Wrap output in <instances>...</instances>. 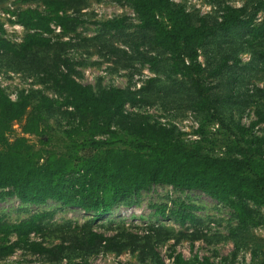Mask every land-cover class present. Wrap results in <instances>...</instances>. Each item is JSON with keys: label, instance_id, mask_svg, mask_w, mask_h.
<instances>
[{"label": "rangeland", "instance_id": "1", "mask_svg": "<svg viewBox=\"0 0 264 264\" xmlns=\"http://www.w3.org/2000/svg\"><path fill=\"white\" fill-rule=\"evenodd\" d=\"M258 1L172 0V3L183 6L193 22L198 23L201 17L210 22L221 20L227 5L245 8L251 14ZM27 8L47 11L41 0H0L4 36L17 46L28 30L16 27L15 13ZM67 13L74 19L71 28L68 32L54 29L48 34L51 47L35 48L25 59L0 50L2 89L15 99L39 90L55 100L53 108L41 110L47 144L40 137L28 135L38 153L82 159L111 146L126 148L131 140L129 123L138 115L175 127V136L182 145L206 154L241 156L244 152L264 151V144L261 148L255 144L256 137H264V68L253 62L240 33L230 38L219 36L201 50L199 60L207 69L199 75V82L208 99L202 109L201 96L192 80L172 72L170 53L152 46L151 33L139 27L140 20L130 0H72ZM263 17L261 11L258 21ZM118 18H124L131 26L119 31L103 27V22ZM161 20L169 26L165 16ZM223 54L229 56L223 73L210 75ZM154 56L160 60L156 66L146 61V57ZM65 60L71 64V74L94 91L113 86L129 88L137 92L139 103L125 105L126 119L120 123L118 117L112 118L111 131L93 137L90 121L82 123L73 107L66 104L67 94L57 84V79L67 71ZM10 72L20 75L14 79ZM35 105L33 100L32 107ZM20 126L18 122L13 126L18 134ZM184 204L193 208L184 209ZM247 204L254 217L247 226H242L232 206L202 190L155 184L134 195L131 204L118 203L109 213L95 219L94 212L80 207L53 200L28 204L15 196L2 195L0 190V218L8 223L19 222L36 212L51 211L57 222L70 221L74 228L72 235L79 238L88 229L115 242H127L129 235L138 238L137 249L128 247L122 251L104 246L94 251L82 250L72 240L65 243L71 248L59 261L18 248L12 255L0 257V264H206L207 259L212 264H264V204L252 201ZM187 213H192L198 222L183 221L182 214ZM32 238L48 246L62 243L61 236L52 233L34 234Z\"/></svg>", "mask_w": 264, "mask_h": 264}, {"label": "trees", "instance_id": "2", "mask_svg": "<svg viewBox=\"0 0 264 264\" xmlns=\"http://www.w3.org/2000/svg\"><path fill=\"white\" fill-rule=\"evenodd\" d=\"M47 11L27 8L15 13L16 23L28 31L24 41L17 46L4 36L0 25V50L2 53L25 59L35 48L51 47L47 36L54 29L52 24L68 32L73 22L67 7L72 0H41ZM77 1V0H73ZM140 20L139 27L151 33V44L172 58L174 74L190 78L201 96L200 108L207 105V92L199 82V75L206 66L199 60L200 52L217 37H233L240 33L253 62L264 68V0L255 4L254 12L232 5L225 7L222 19L210 22L206 17L195 23L183 6H174L172 0H130ZM170 23L166 25L161 16ZM75 24V23H74ZM107 30H125L131 25L124 18L102 23ZM156 66L158 57H146ZM229 62V56L220 55L219 63L209 71L220 76ZM238 63L239 60H236ZM66 72L57 79L60 89L67 94V103L79 115L82 123L90 121L92 136L111 131V119L124 121L125 105L139 103L136 91L129 88L108 87L94 91L92 86L79 82L72 74L71 64L63 62ZM33 100L36 105L32 107ZM55 100L39 90L22 94L14 100L0 88V190L2 195L15 196L22 202L40 205L53 200L65 206L80 207L94 212L96 218L109 213L118 203L131 204L134 195L155 184H167L177 188L202 190L219 202L232 206L242 226H247L254 211L247 202L264 204V151L260 154L242 153L241 156H215L198 148H187L175 136V127L152 122L146 115H138L129 123L131 140L126 148L108 147L79 159L72 155H41L35 150L28 135L40 137L47 144L46 132L41 127V110H49ZM21 124V134L14 123ZM117 135L116 132H112ZM83 142L82 144H84ZM99 143V142H98ZM260 148L264 137H256ZM43 159V162L41 161ZM184 209L193 208L183 205ZM165 209V207H164ZM164 211V210H163ZM181 213V211H180ZM186 219L198 222L192 213L182 214ZM163 228V227H161ZM70 221L54 219L51 211L33 213L19 222L8 223L0 218V257L12 255L18 248H26L36 254L59 261L71 247L66 242L76 240V248L94 251L100 246L122 251L128 247L137 249L138 238L112 241L103 233L88 229L83 238L73 236ZM165 230V228H163ZM52 233L61 236L62 243L48 246L32 238L35 234ZM16 239L12 240L11 237ZM151 250L153 246H151ZM180 262V258H179ZM178 262V263H179ZM206 264H212L208 259Z\"/></svg>", "mask_w": 264, "mask_h": 264}, {"label": "built area", "instance_id": "3", "mask_svg": "<svg viewBox=\"0 0 264 264\" xmlns=\"http://www.w3.org/2000/svg\"><path fill=\"white\" fill-rule=\"evenodd\" d=\"M16 27H18V28H24V26L21 25V24H19V23H17ZM52 28L55 29V30H57V31H61V30H62L61 26L56 25V24H52ZM9 75H10L11 77H14V79H17V77L20 75V73H19V74H18V73L16 74V73H14V72H10ZM3 80H4V76H3V75H0V84H1L2 86H4ZM140 86H141V84L138 83V87H140ZM0 88H1V87H0ZM10 97H11L12 99H14V100H17V99H15V98H13L12 96H10Z\"/></svg>", "mask_w": 264, "mask_h": 264}]
</instances>
